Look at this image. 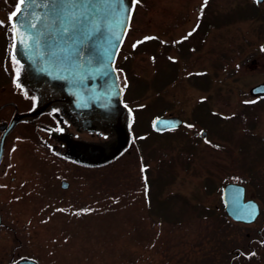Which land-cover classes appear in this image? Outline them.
<instances>
[{
    "label": "rangeland",
    "instance_id": "rangeland-1",
    "mask_svg": "<svg viewBox=\"0 0 264 264\" xmlns=\"http://www.w3.org/2000/svg\"><path fill=\"white\" fill-rule=\"evenodd\" d=\"M18 2L0 0V20ZM119 62L131 154L82 171L28 134L7 139L10 176L24 180L13 210L27 252L40 264H200L199 244L214 222L197 217L198 207L223 209L222 188L236 182L264 209V98L251 94L264 83V2L137 0ZM162 116L185 124L157 134L152 124ZM233 223L246 239L257 234Z\"/></svg>",
    "mask_w": 264,
    "mask_h": 264
},
{
    "label": "water",
    "instance_id": "water-1",
    "mask_svg": "<svg viewBox=\"0 0 264 264\" xmlns=\"http://www.w3.org/2000/svg\"><path fill=\"white\" fill-rule=\"evenodd\" d=\"M134 5L135 0H80L78 8L69 12L71 0L63 11L52 0L19 4L10 17L15 82L35 105L15 117L8 131L19 121L34 123L42 115H51L52 126L37 127L39 143L88 167L109 164L130 148L131 112L123 102L115 63ZM251 93L263 95L264 83ZM181 125L180 118L170 116L155 119L152 127L164 132ZM8 131L1 140L0 158ZM62 185L66 187L67 182ZM222 201L235 222L250 224L259 216L258 203L246 200L242 184H226ZM15 264L39 263L22 258Z\"/></svg>",
    "mask_w": 264,
    "mask_h": 264
},
{
    "label": "flooded vegetation",
    "instance_id": "flooded-vegetation-1",
    "mask_svg": "<svg viewBox=\"0 0 264 264\" xmlns=\"http://www.w3.org/2000/svg\"><path fill=\"white\" fill-rule=\"evenodd\" d=\"M16 7L17 5L9 12V17L7 16L8 20H0V33L2 34L0 39L1 59L4 54V66L3 64L0 65L3 68L2 74L0 71V150L2 137L8 131L14 118L32 111L35 105V100L28 97L22 87L15 82L16 72L13 68L14 61L11 56L12 31L10 40V33L7 29L9 27L8 22L10 24V15L15 11ZM0 62L2 63V60H0ZM257 98H264V96H257ZM53 123L54 119L48 114L40 116V118L34 123L19 121L10 131H8L4 140L3 152L0 158V258H9L6 264H15L21 258H36L35 255L27 252L23 225L20 224L18 214L13 210L14 202H16L23 193L24 180H16L14 176H10L13 175L12 172L14 171V167L7 160V139L13 133L19 132L32 136V138L38 142L36 131L38 125L52 126ZM207 135L204 137H207ZM49 152L55 155L51 151ZM61 159L68 162L71 166L80 168L82 171L89 170L86 166L78 165L63 158ZM64 181L67 182L66 187L62 185ZM69 186L70 182L67 180L60 181L61 189L67 190ZM259 209L260 213L258 218L263 215L260 222H257V218L255 222L248 224L250 226L252 225L257 231V234L253 236L251 233L247 234V237H250V240L246 245V248H248L249 251L246 252L244 248L238 247L232 252V256L229 258V264H232L234 260H237L242 256H248L249 252L254 250V244L260 241L261 232L264 231V209H261L260 204Z\"/></svg>",
    "mask_w": 264,
    "mask_h": 264
},
{
    "label": "trees",
    "instance_id": "trees-1",
    "mask_svg": "<svg viewBox=\"0 0 264 264\" xmlns=\"http://www.w3.org/2000/svg\"><path fill=\"white\" fill-rule=\"evenodd\" d=\"M118 69H124L123 62L117 63ZM171 77L167 78L165 80V84H167ZM153 87L158 88L160 85H157V82H153ZM141 89L139 88V91L136 90V93L134 94L135 97H139L141 95ZM124 99L126 101L125 95ZM162 113V111H159L158 113ZM195 120L200 123L201 125H206L207 118L205 115L199 116V113L194 114ZM134 128V124H132V129ZM159 134V133H157ZM164 135V134H160ZM136 148V145L133 146V148L126 151L121 157H123L126 154H131L132 149ZM119 157L118 159H120ZM117 159V160H118ZM115 160V161H117ZM114 161V162H115ZM112 162V163H114ZM110 163V164H112ZM110 164L106 165L109 166ZM103 166V167H106ZM91 169V168H89ZM95 169V168H94ZM164 204V203H163ZM165 205V204H164ZM200 208L199 213L197 214V217L199 218H206V219H212L213 218V224L208 229L207 234L202 238L200 244H199V250L198 253L201 256H197V259H201L200 264H229V258L232 256V252L236 250L239 246V244L244 243L247 240H250V237L246 239V236H243L241 233L238 232L233 226L234 223L226 216L221 206L212 209V207H198ZM264 233V232H263ZM262 233V236H263ZM204 241V242H203ZM206 241V242H205ZM264 250V237L260 238L259 242H256L254 244V250L249 252L248 256H242L237 260H234L232 264H264V258L261 257V259L258 257V255L261 253V251ZM245 251L248 252L249 249L245 248ZM136 259L128 258L127 261H131L133 264H136Z\"/></svg>",
    "mask_w": 264,
    "mask_h": 264
},
{
    "label": "snow or ice",
    "instance_id": "snow-or-ice-1",
    "mask_svg": "<svg viewBox=\"0 0 264 264\" xmlns=\"http://www.w3.org/2000/svg\"><path fill=\"white\" fill-rule=\"evenodd\" d=\"M28 0H19V3L21 5L27 3ZM205 2H207V0H205ZM52 3L54 5L55 8L59 9L60 11H63L67 4L69 3V0H52ZM71 3H72V7L71 9H68L69 12H71L73 9H76L78 8L79 4H80V0H71ZM23 9H18V12L19 11H22ZM189 35H191V33H189Z\"/></svg>",
    "mask_w": 264,
    "mask_h": 264
}]
</instances>
